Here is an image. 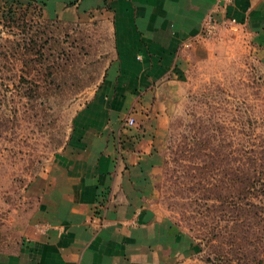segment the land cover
<instances>
[{"label":"rangeland","instance_id":"374dc122","mask_svg":"<svg viewBox=\"0 0 264 264\" xmlns=\"http://www.w3.org/2000/svg\"><path fill=\"white\" fill-rule=\"evenodd\" d=\"M48 15L41 0H0V252L23 241L42 175L113 60L107 23ZM186 49L152 100L165 112L154 206L192 246L176 264L264 261V233L238 209L264 203L251 187L264 178V44L247 25L209 20Z\"/></svg>","mask_w":264,"mask_h":264},{"label":"crops","instance_id":"0c3cea01","mask_svg":"<svg viewBox=\"0 0 264 264\" xmlns=\"http://www.w3.org/2000/svg\"><path fill=\"white\" fill-rule=\"evenodd\" d=\"M41 1L48 16L107 23L114 54L0 264H176L192 246L153 203L165 112L152 100L178 80L207 21L247 25L264 44V0Z\"/></svg>","mask_w":264,"mask_h":264},{"label":"trees","instance_id":"16d2710c","mask_svg":"<svg viewBox=\"0 0 264 264\" xmlns=\"http://www.w3.org/2000/svg\"><path fill=\"white\" fill-rule=\"evenodd\" d=\"M241 175H243V174H241ZM257 176H259V175H257ZM244 179H246V178H244ZM252 179L255 182L253 184L251 183L252 188L256 187V183L262 185V187L264 188V178L261 179L259 177H257V178L252 177ZM249 189H250V187L243 188L242 193L236 195L235 198L238 199V198H242L243 196L251 194L252 189H250V191H248ZM223 200H224V203H228V204L231 203V199H229V198L224 197ZM245 204H247L246 206H248V208H246L245 205L239 204L238 209L240 211H244V213H246V214L250 213L253 217H255V226L254 227L256 228V232L262 231L264 233V203L259 201L258 203H256V202L250 203L249 202V203H245ZM228 206H226V208H228ZM236 211H237V207H236ZM227 214H228V217H231V218H232V216H235L231 212H228ZM221 258H224V257L221 256ZM259 258L260 259L264 258V249H262L260 251ZM244 262H245V264H264V261L259 260V259L257 261L254 258H251L248 261L244 260Z\"/></svg>","mask_w":264,"mask_h":264},{"label":"built area","instance_id":"2783aa9c","mask_svg":"<svg viewBox=\"0 0 264 264\" xmlns=\"http://www.w3.org/2000/svg\"><path fill=\"white\" fill-rule=\"evenodd\" d=\"M127 124L128 125H133L134 124V118L129 117L128 120H127Z\"/></svg>","mask_w":264,"mask_h":264}]
</instances>
